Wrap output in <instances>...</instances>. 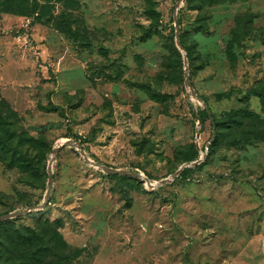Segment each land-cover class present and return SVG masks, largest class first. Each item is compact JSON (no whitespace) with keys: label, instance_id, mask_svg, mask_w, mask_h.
<instances>
[{"label":"rangeland","instance_id":"obj_1","mask_svg":"<svg viewBox=\"0 0 264 264\" xmlns=\"http://www.w3.org/2000/svg\"><path fill=\"white\" fill-rule=\"evenodd\" d=\"M178 1L0 0V264H264V0Z\"/></svg>","mask_w":264,"mask_h":264},{"label":"trees","instance_id":"obj_2","mask_svg":"<svg viewBox=\"0 0 264 264\" xmlns=\"http://www.w3.org/2000/svg\"><path fill=\"white\" fill-rule=\"evenodd\" d=\"M220 1L221 0H209V5L216 4ZM36 4L39 5L38 2H36ZM37 5H36V7H37ZM0 9H1V4H0ZM199 9L202 11L203 5H200ZM35 10H36V8H34V10H33L34 13H35ZM178 20H179V24H181L180 16H179ZM182 45L184 46V48L189 53L188 47L185 44H183V42H182ZM190 67H191V64H190ZM254 95L258 96L261 99L262 104L264 105V85L261 86L260 88L256 89L254 91ZM210 110H211V108H210ZM241 113L250 115L252 117H256V114H254V112H252L251 110L238 109V110H230V111L224 112L222 118H220V119H217L213 115V112H212L213 120H211V117L209 116L205 105L202 107L201 111L199 112V116H200V118L205 117L207 119H210L212 122V126L219 128L224 123L231 122V120L233 118H237V117L240 118ZM213 145H215V141L212 144V146ZM193 160H195V159L192 157H188L185 161H193ZM186 172H187V168L180 175L184 176L186 174ZM38 235H39L38 231L35 227L18 225L17 222L13 219H2V220H0V258H1V255H7V256H9L8 259H10L11 252L13 251V249H15L16 247H19L20 245H26V246L31 245L32 241H34V239ZM35 260H36L35 256H32L26 264H36ZM8 264H15V263H8Z\"/></svg>","mask_w":264,"mask_h":264},{"label":"water","instance_id":"obj_3","mask_svg":"<svg viewBox=\"0 0 264 264\" xmlns=\"http://www.w3.org/2000/svg\"><path fill=\"white\" fill-rule=\"evenodd\" d=\"M181 3H182V0H179V1L177 2V5H176V15H177L178 7H179V5H180ZM175 21H176V25H177V39H178V44L180 45V47H181L183 50H185L184 46L180 43V40H179L180 31H179V25H178L177 16H175ZM185 64H186V66H187V67H186V72H185V79H186V81H187V84L189 85V87H190L191 91L193 92V94L196 95L200 100H202V99L200 98V96L197 95V92H196L195 88H194L193 85L191 84V81H190V78H189L188 59H187V58H185ZM205 107H206V109H207V111H208L209 116L211 117V120H213V117H212V111L210 110V108L208 107V105H207L206 103H205ZM215 133H216V127H214V136H215ZM68 143H72V144H74V146H77V147H78V149L80 150L81 154L83 155V157H84V159H85V161H86L87 163H90V164H96L97 166L103 168L106 172H108V173H110V174H132V175L137 176V177H143V176H144L141 172H137V171H129V170H124V169H113V168H109V167H107V166H104V165H102V164H100V163H97V162L92 161V160L89 158V156H88V154H87V152H86L84 146H83L79 141L68 140V141L64 142L63 144L59 145L58 147H56V148L54 149L53 153L56 154V153L59 152V151L65 146V145H67ZM196 163H198V161H193V162H192V164H196ZM52 166H53V162L51 161V162L49 163V166H48V170H49V181H50V183H52V181H53ZM184 167H185V166H182V167H181V168H180V169L174 174V176H179L180 173L184 170ZM170 180H171V177L165 178V179H163V180L160 181V184H164V183H166V182H168V181H170ZM152 186H154V184H152ZM50 193H51V187H50L49 190H48V197L50 196ZM35 207H39V206L36 205ZM18 214H20V212H16V213H14V214H8V215L1 216V217H0V220H2V219H7V218H10V217L16 216V215H18Z\"/></svg>","mask_w":264,"mask_h":264}]
</instances>
